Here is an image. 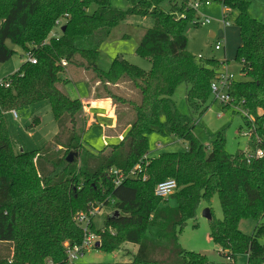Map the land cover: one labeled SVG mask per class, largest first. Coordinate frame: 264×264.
<instances>
[{"label":"trees","instance_id":"obj_1","mask_svg":"<svg viewBox=\"0 0 264 264\" xmlns=\"http://www.w3.org/2000/svg\"><path fill=\"white\" fill-rule=\"evenodd\" d=\"M128 1L124 11L114 8L112 0H0V63L16 54L8 42L28 55L9 77L10 86L0 85V264H70L65 242L80 245L84 240L77 217L104 206L120 215L109 216L100 230L92 218L98 249L113 252L126 243L138 247L131 262L116 264H236L240 254L247 255V264H264V223L251 236L239 228L243 219L264 217V154H230L222 132L206 147L194 133L195 116L209 109L211 85L224 66L215 57H198L188 50L186 30L198 13L193 4L208 0ZM165 2L170 12L162 9ZM221 3L236 12L234 23L242 40L236 60L247 79L231 84L233 102L222 106L243 105L256 151H264V22L249 14L245 0ZM94 5L97 8L89 12ZM131 16L154 20L136 50L137 56L151 61V69L145 71L122 57L102 69V44ZM59 20L65 21L61 32L51 38ZM71 67L89 74L90 82L98 84L96 93L133 109L126 125L118 126L125 133L119 143L97 153L85 147L84 134L90 128L85 106L61 89L69 83L65 77ZM121 82L130 83L134 95L118 96L110 88ZM182 84L187 85L189 115L182 114L173 99ZM40 102L50 104L58 131L41 148L17 153L5 115ZM154 132L179 138L187 150L150 159L143 171L145 181L128 177L147 157ZM71 153L77 154L72 163L67 160ZM113 171L126 179L116 185ZM169 179L178 185L171 196L175 207L155 195L156 186ZM216 195L223 218L216 219L210 209V239L224 262H213L180 244L201 205H210ZM150 228L157 229L154 237Z\"/></svg>","mask_w":264,"mask_h":264},{"label":"rangeland","instance_id":"obj_2","mask_svg":"<svg viewBox=\"0 0 264 264\" xmlns=\"http://www.w3.org/2000/svg\"><path fill=\"white\" fill-rule=\"evenodd\" d=\"M212 4L211 7L201 6L198 10L196 20L199 22L204 18H209L211 24L201 26L192 22L189 24L186 34L188 37V50L198 57H215L218 60L226 59L229 54V67L228 72L234 75V81H246V77L242 74V65L236 60V53L238 48L242 45L240 30L234 23L236 12L228 14V22L231 26H225L223 23V4L222 0H208ZM249 2V14L258 20L264 22V0H245ZM112 6L120 10H127L130 7L128 0H112ZM162 9L170 12L171 7L169 3L165 2L161 5ZM203 7V8H202ZM97 7L94 5L90 8L89 12H93ZM217 10V12H213ZM64 20H59V24L51 34L52 37L59 36L61 27ZM154 26L152 18H143L140 16H131L126 21L116 26L108 39L102 44L100 49L99 66L107 70L113 59L122 57L130 64L140 67L145 71L151 69V61L147 58L137 56L136 50L145 35L146 31ZM211 32L216 34L215 38L211 37ZM222 38L226 48L223 47L221 51H216L218 39ZM8 46L13 49L16 54L12 59L6 63H0V80L9 82L15 72H17L22 64L27 59L23 50L15 46L13 43L8 42ZM227 53V54H226ZM24 54V56H23ZM69 83L63 85L61 89L74 99L82 100L85 95L91 94L92 90L98 84L90 82V76L86 71L71 67L68 69L65 77ZM7 79V80H6ZM111 89L118 95L124 97H131L134 95L130 83L121 82L118 86H110ZM187 85H180L173 99L175 100L179 111L182 114L189 115L190 109L186 101ZM128 95V96H127ZM104 93H94V100H110L111 107L110 113L118 119V124H113L112 118L106 111H100L97 116V125L92 123L96 121V116L93 112L86 111L84 117L87 125L90 127L84 134V145L91 152H99L108 145H114L121 140L120 134L122 125H126V121L132 118L133 109L131 107L122 105L112 99L104 98ZM209 109L202 116H195L198 123L195 127L194 133L199 138L202 144L210 147L212 139L216 134L222 132L226 138V148L230 154H237L238 152H245L249 155H254L257 151L255 142L252 140V135L248 134V127L245 123L246 111L243 105L235 108L225 109L222 103L216 100L214 94H211L208 101ZM114 111V112H113ZM19 119L15 120L11 112L5 115V121L8 125L10 133L14 139V150L17 153L29 152L41 148L49 143L56 135L58 128L51 106L48 102H40L31 106L18 109ZM118 126H120L118 128ZM244 133L246 135H244ZM118 135V136H113ZM264 141V138H263ZM187 150V145L179 138L154 132L149 137V153L147 158L155 159L161 154L165 153H181ZM168 201L167 204L175 207L176 201L170 197L164 199ZM211 209L213 216L222 220L223 213L218 196H214L210 205L203 203L199 209L197 219L190 221L183 230L180 236L181 246L190 252H196L205 255L213 262L226 261L219 254L218 247L210 239V224L209 220L203 216L205 209ZM98 209V208H97ZM113 209L104 206L94 218L96 230L104 227L105 221L111 214ZM86 215V214H85ZM264 223V217L258 219H243L239 224L240 231L251 236L257 225ZM157 233L156 228H150L149 235L154 237ZM69 243V241L65 242ZM137 253V246L126 243L120 250L113 252H105L98 248H93L85 253V255L77 260L74 264H116V263H129L132 261L134 255ZM248 257L245 254H240L236 257V264H247ZM48 264H53L50 262Z\"/></svg>","mask_w":264,"mask_h":264},{"label":"built area","instance_id":"obj_3","mask_svg":"<svg viewBox=\"0 0 264 264\" xmlns=\"http://www.w3.org/2000/svg\"><path fill=\"white\" fill-rule=\"evenodd\" d=\"M210 1H206L205 3L195 2L193 4V7L197 10L200 9L202 5H209ZM223 23L225 26H229L228 22V8H223ZM59 24V22L57 23ZM195 24H200L201 26L209 25L211 24V21L209 18H204L200 22L198 20H195ZM224 47V43L222 38H220L217 42V45L215 46L216 51L222 50ZM29 60L36 64L37 61L30 57ZM234 82V75L230 72H228L227 66H223L222 70L220 71V74L217 76V79L215 82L211 85V91L212 94L215 95L216 100L221 102L222 104H229L233 102V98L231 97L229 90L231 84ZM0 85H6V87L10 86V82H5L0 80ZM243 104V102H242ZM11 114L13 115V118L15 120L19 119V114L16 111H11ZM245 116H248L247 113ZM249 134V132H248ZM244 135H246L244 133ZM250 135V134H249ZM264 154V151L259 150L254 155L256 156H262ZM253 155L247 154V157L250 158ZM149 162V159L145 157L128 175V177L131 178H142L144 181L147 180L146 174H143V171L145 170V166ZM112 175L115 177L116 185H119L126 179V175H124L122 172L119 171H113ZM178 189L177 182L174 179L166 180L160 184H158L155 188V195L159 198L166 199L170 198ZM100 212V209L93 210L90 214H80L77 217L78 223L82 226L83 232H84V240L82 244H73V243H65L64 248L65 252L68 257V261L70 264H74L77 260L82 258L85 253L93 248H96V244L100 242L99 236L94 233L91 230L90 222L92 220V217L96 216L97 213Z\"/></svg>","mask_w":264,"mask_h":264},{"label":"crops","instance_id":"obj_4","mask_svg":"<svg viewBox=\"0 0 264 264\" xmlns=\"http://www.w3.org/2000/svg\"><path fill=\"white\" fill-rule=\"evenodd\" d=\"M204 6H207V8H209V7H211L212 6V4L210 3L209 5H203V7ZM202 7V8H203ZM200 9H201V7H200ZM213 12H217V10H215L214 9V11ZM230 13V11L228 10V14ZM222 15H223V11H222ZM229 26H231L230 24H229ZM228 26V27H229ZM211 37L212 38H215L216 37V34L214 33V32H211ZM220 39V38H219ZM218 39V40H219ZM224 48H226V46H225V44H224ZM221 51V50H220ZM22 52H24V51H22ZM227 54V53H226ZM23 56H24V54H23ZM230 58H229V54H227L226 55V59H224V60H220L225 66H227V69H228V67H229V62H230V60H229ZM94 89L92 90V92H91V94L89 93V95H85V98H83L81 101L86 105V111L87 112H93V114L96 116V121L94 122V121H92L91 122V124L92 123H95V125H97V121H98V115H99V112L101 111H106L107 112V114L112 118V121H113V124H116L117 122H116V118L113 116V114L115 113L114 111V113H110V110L113 108V107H111V101L110 100H106V99H102V100H98V99H96V100H94ZM92 114V113H91ZM125 133H123V134H120L119 136H120V138H122L123 137V135H124ZM113 136H118V135H113ZM137 250H138V247H137ZM235 261H236V259H235Z\"/></svg>","mask_w":264,"mask_h":264},{"label":"water","instance_id":"obj_5","mask_svg":"<svg viewBox=\"0 0 264 264\" xmlns=\"http://www.w3.org/2000/svg\"><path fill=\"white\" fill-rule=\"evenodd\" d=\"M77 154H75V153H71L70 155H69V157H68V162H70V163H72L73 162V160H74V156H76ZM120 215V213L118 212V211H116V212H114V213H112L111 214V218L112 219H117L118 218V216ZM203 216L205 217V218H207L208 220H211L212 219V214H211V212H210V209H205L204 210V213H203ZM100 246H101V243L100 242H98L97 244H96V248H100Z\"/></svg>","mask_w":264,"mask_h":264}]
</instances>
